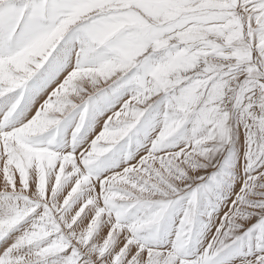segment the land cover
Here are the masks:
<instances>
[{
	"label": "snow or ice",
	"instance_id": "obj_1",
	"mask_svg": "<svg viewBox=\"0 0 264 264\" xmlns=\"http://www.w3.org/2000/svg\"><path fill=\"white\" fill-rule=\"evenodd\" d=\"M0 264H264V0H0Z\"/></svg>",
	"mask_w": 264,
	"mask_h": 264
}]
</instances>
